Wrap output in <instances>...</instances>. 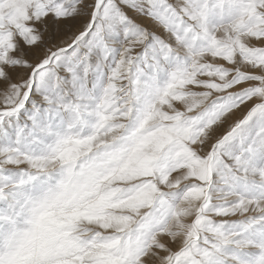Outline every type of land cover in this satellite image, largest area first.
I'll return each mask as SVG.
<instances>
[{"label": "snow or ice", "instance_id": "snow-or-ice-1", "mask_svg": "<svg viewBox=\"0 0 264 264\" xmlns=\"http://www.w3.org/2000/svg\"><path fill=\"white\" fill-rule=\"evenodd\" d=\"M0 264H264V0H0Z\"/></svg>", "mask_w": 264, "mask_h": 264}]
</instances>
